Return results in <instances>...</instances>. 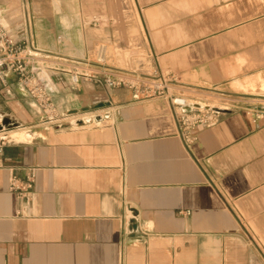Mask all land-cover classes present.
<instances>
[{"label": "crops", "instance_id": "0c3cea01", "mask_svg": "<svg viewBox=\"0 0 264 264\" xmlns=\"http://www.w3.org/2000/svg\"><path fill=\"white\" fill-rule=\"evenodd\" d=\"M119 2L0 0L8 32L30 38L58 115L43 122L4 70L0 116L31 135L0 138V264H264V120L245 111L264 92L183 129L164 97L70 78L113 66L153 69L179 94L253 86L264 77V0H133L136 38ZM112 42L141 58L99 65L98 47ZM31 175L26 197L9 190L11 176Z\"/></svg>", "mask_w": 264, "mask_h": 264}, {"label": "built area", "instance_id": "2783aa9c", "mask_svg": "<svg viewBox=\"0 0 264 264\" xmlns=\"http://www.w3.org/2000/svg\"><path fill=\"white\" fill-rule=\"evenodd\" d=\"M105 46L101 45L97 50L96 63L105 66L103 63L106 58ZM36 50L31 45L29 37L15 38L9 32L0 16V81L3 82L4 70L7 69L17 76L30 98L34 101L39 112L42 114V120L48 124L56 123L58 115L52 99V93L46 86V81L39 74V65L36 62ZM81 69H75L70 74L72 82H77L80 76L101 79L109 87L123 86L130 89L136 97L150 98L154 96L164 97L171 106L174 118L183 129H192L198 125H209L216 118V111L199 117L194 111H180L179 107L185 99L182 94H173L169 91V80L162 74L156 73L151 69L147 72H141L137 68L121 69L113 66H106L98 71L94 68L90 74ZM99 74V75H98ZM173 86V85H172ZM174 87V86H173ZM184 98V99H183ZM176 99V100H175ZM178 109V111L176 110ZM246 113L252 121L264 120V104L248 105L245 107ZM33 183L32 175L25 182H19L14 176L9 178V190L17 192L19 196L26 197Z\"/></svg>", "mask_w": 264, "mask_h": 264}, {"label": "rangeland", "instance_id": "374dc122", "mask_svg": "<svg viewBox=\"0 0 264 264\" xmlns=\"http://www.w3.org/2000/svg\"><path fill=\"white\" fill-rule=\"evenodd\" d=\"M119 9L122 18L128 23V26L131 28L129 29L128 35L132 36L135 35L140 36L139 33L143 32L140 26L139 17L135 10L133 0H119ZM124 15V17H123ZM106 22V20H104ZM129 40V39H128ZM113 43V42H112ZM107 43L106 46V55H110L111 57L116 59V62L119 66H125V60H128L131 56H135V60L141 58V52L137 49L131 48H120L119 44L116 43ZM134 59V57H133ZM254 78V85L245 87L241 89V86H238V83H231L229 84L228 90H225L220 93H210V92H199L194 90H184L182 96L186 99H190L192 101L198 102V104L204 105V109L201 110H194L196 114H199V117H203L206 115V112L210 113L211 110L214 108L211 107H218V108H234L235 106L241 105V103L237 100H243L240 97H248L243 94V92L248 93H257V92H264V77L262 76H255ZM244 84V83H243ZM169 91L171 93H177V89L172 85H169ZM178 94V93H177ZM178 111V109L176 108ZM73 119V118H72ZM20 127V126H18ZM22 128V127H20ZM6 138V137H5ZM10 139V138H7ZM15 140V139H11ZM17 141V140H15Z\"/></svg>", "mask_w": 264, "mask_h": 264}, {"label": "bare ground", "instance_id": "6f19581e", "mask_svg": "<svg viewBox=\"0 0 264 264\" xmlns=\"http://www.w3.org/2000/svg\"><path fill=\"white\" fill-rule=\"evenodd\" d=\"M204 108H205L204 105L198 104V102H195V101H192L186 98L183 100V103L179 107L180 111H184V112L194 111V110L196 111V110H201ZM211 108H218V107H211ZM218 109H224V108H218ZM30 135H31L30 131H28L27 128H20L18 126L8 128V129H0V138L6 137L10 139H15V140H29Z\"/></svg>", "mask_w": 264, "mask_h": 264}, {"label": "water", "instance_id": "95a60500", "mask_svg": "<svg viewBox=\"0 0 264 264\" xmlns=\"http://www.w3.org/2000/svg\"><path fill=\"white\" fill-rule=\"evenodd\" d=\"M214 111L219 112L222 109L214 108ZM17 126V123L9 119L8 117L0 116V129H8Z\"/></svg>", "mask_w": 264, "mask_h": 264}]
</instances>
